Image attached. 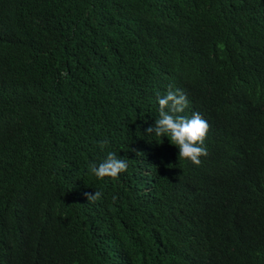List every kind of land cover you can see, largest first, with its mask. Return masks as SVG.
Instances as JSON below:
<instances>
[{
	"label": "trees",
	"instance_id": "obj_1",
	"mask_svg": "<svg viewBox=\"0 0 264 264\" xmlns=\"http://www.w3.org/2000/svg\"><path fill=\"white\" fill-rule=\"evenodd\" d=\"M170 86L198 167L145 134ZM259 177L264 0H0V264H264Z\"/></svg>",
	"mask_w": 264,
	"mask_h": 264
},
{
	"label": "clouds",
	"instance_id": "obj_2",
	"mask_svg": "<svg viewBox=\"0 0 264 264\" xmlns=\"http://www.w3.org/2000/svg\"><path fill=\"white\" fill-rule=\"evenodd\" d=\"M157 102L159 118L155 120L153 125L144 130L145 134L167 137L170 143L179 149L178 159H186L193 165L200 166L201 157L208 155L204 142L211 130V122L208 124L199 112H193L191 117L180 115L188 107L189 102L183 91L173 90L171 86L166 94L157 96ZM108 143L107 139L101 141V148ZM137 155H143V153L137 152ZM88 168L98 180L117 178L121 173L127 171L128 161L122 157L118 158L113 152H109L100 163L90 162ZM260 183L264 187V177L253 180L247 186H255L257 190ZM102 196L101 191H95L94 194L85 193L88 202H96Z\"/></svg>",
	"mask_w": 264,
	"mask_h": 264
}]
</instances>
